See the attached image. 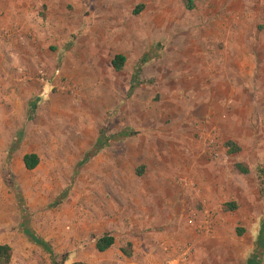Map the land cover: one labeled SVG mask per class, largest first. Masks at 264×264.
I'll use <instances>...</instances> for the list:
<instances>
[{"label": "rangeland", "instance_id": "374dc122", "mask_svg": "<svg viewBox=\"0 0 264 264\" xmlns=\"http://www.w3.org/2000/svg\"><path fill=\"white\" fill-rule=\"evenodd\" d=\"M31 1L37 19L50 10ZM54 6L36 38L0 27L13 34L0 44V243L11 264H128L114 229L138 216L137 264H246L264 224V0ZM229 141L241 151L229 155ZM27 154L39 157L33 171ZM110 233L102 260L95 244Z\"/></svg>", "mask_w": 264, "mask_h": 264}, {"label": "crops", "instance_id": "0c3cea01", "mask_svg": "<svg viewBox=\"0 0 264 264\" xmlns=\"http://www.w3.org/2000/svg\"><path fill=\"white\" fill-rule=\"evenodd\" d=\"M58 0H50V10H47L46 12H42L39 14L40 17H38V19H42V18H48V21L51 20L54 16V14L56 12H54V9H57L54 5L56 4ZM63 1V0H60ZM46 2V1H45ZM30 3H32L31 0H0V27L2 28H11L13 26H15L16 24H21L22 28L26 29L27 28V32L29 34V36L36 38L37 34H40V32H31V30H34L36 28H38V19H37V15L36 13V9L30 8L29 10V5ZM36 5V4H35ZM39 8V7H38ZM41 12V11H40ZM57 12L60 13V18L58 20L62 21L63 16H65L66 12L65 10H63V7L59 10H57ZM39 19V20H40ZM53 21V20H52ZM26 27V28H25ZM63 27V23L62 24H57L55 25V27H52L51 30L52 32L56 35V34H60L62 33V28ZM40 29V28H39ZM45 37H47V34H44ZM113 62V61H112ZM113 66V65H112ZM145 219L143 218V216H138L135 217L133 219H131L127 226H125L122 230L119 229H114L115 231H119L120 233L116 234L118 236H120L121 238L124 237L127 239L126 245L124 247L120 248V252L122 255H124V253L122 252V250L124 248H126L128 246V244L132 245V256L130 258H128L126 255H124L125 257H127V261L129 262L128 264H137L136 261H134V256H135V252H133V244L136 247V239H140L142 236H144L145 234L143 233V230L145 228ZM105 235H110V236H115L110 234H105ZM115 239V238H114ZM9 245L12 247V245H10V243L4 242V243H0V245ZM115 245H116V240L114 245L105 253H100L97 251L96 249V244H95V250L101 255L99 256L102 260H107V258H104L106 256H102V255H109L114 249H115ZM146 248H148V245L146 246ZM13 249V248H12ZM150 251H146V253H150L152 250L151 248H149ZM14 253V250H13ZM146 256V254H145ZM139 259V258H138ZM140 260V259H139ZM147 262V258L142 259L138 264H145ZM88 264H93L91 262H88Z\"/></svg>", "mask_w": 264, "mask_h": 264}, {"label": "trees", "instance_id": "16d2710c", "mask_svg": "<svg viewBox=\"0 0 264 264\" xmlns=\"http://www.w3.org/2000/svg\"><path fill=\"white\" fill-rule=\"evenodd\" d=\"M143 8H144V6H139L134 13L139 14L143 10ZM189 8L192 9L190 4H189ZM125 61L126 60L123 56H121V55L116 56V58L112 62L114 70L116 72H120L124 68ZM37 103H38L37 101H30L29 102V112H30L31 118H33V116H34V113H35V110L37 107ZM130 135L134 136L135 134L127 133V135L123 136L122 138H124V137L126 138ZM103 142L105 143V140ZM225 147H226L227 153L229 155H234V154H237L241 151V149L232 141L227 142L225 144ZM88 161H89V158L85 159L80 165H84ZM23 162H24L25 168L28 171H33L39 165L40 160L36 154H27L24 157ZM236 167H237L238 171L242 174H248L249 173L248 167L244 164H237ZM140 170L142 171L143 168ZM141 171H139V172H141ZM223 209H224V211H231V212L236 211L237 210V204H234V203L225 204L223 206ZM22 229H23L25 235L28 236L34 244L41 246L43 249L48 251L50 254L52 253L51 248L48 246V244L42 238H39L37 235H35V233L32 232L30 229H28L25 223H23ZM243 233H244V231L238 230V234L240 236H242ZM114 243H115V239L112 236L104 235L103 237L99 238L96 241V249L100 253H105L114 245ZM256 245H257L256 246L257 254L254 257L250 258L246 264H261V262H262V257L264 255V224L261 228L260 235L258 237ZM122 252L124 253V255H126L128 258H130L132 256V245L128 244V246L126 248H124L122 250ZM12 260H13V249H12V247L7 245V244L0 245V264H11ZM53 262H54V264H58L55 260Z\"/></svg>", "mask_w": 264, "mask_h": 264}, {"label": "built area", "instance_id": "2783aa9c", "mask_svg": "<svg viewBox=\"0 0 264 264\" xmlns=\"http://www.w3.org/2000/svg\"><path fill=\"white\" fill-rule=\"evenodd\" d=\"M13 37V34L10 33L9 31H4V30H1L0 31V44H7L8 41H10V39ZM187 255L190 256V251H188L184 257H188ZM185 260V258H184Z\"/></svg>", "mask_w": 264, "mask_h": 264}]
</instances>
